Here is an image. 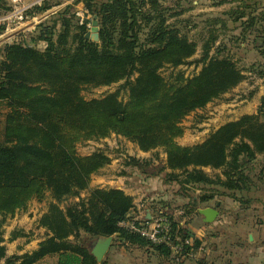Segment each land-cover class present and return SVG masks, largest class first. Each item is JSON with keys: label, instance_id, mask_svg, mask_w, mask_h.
I'll use <instances>...</instances> for the list:
<instances>
[{"label": "trees", "instance_id": "1", "mask_svg": "<svg viewBox=\"0 0 264 264\" xmlns=\"http://www.w3.org/2000/svg\"><path fill=\"white\" fill-rule=\"evenodd\" d=\"M81 1L86 12L97 17L98 41L85 38L87 20L75 24L73 17L61 14L59 30L56 20L38 25L31 42L45 41L43 49L24 42L0 46V264H41L51 256L56 264H105L83 245V234L112 235L117 248L136 246L163 257H178L198 247V239L166 211L157 214L170 222L174 243L192 239L191 245L183 244L181 254L172 255L168 245L153 243L121 225L149 220L132 216L133 197L122 189L88 188L90 174L109 159L102 151L76 154L74 143L82 135L100 138L114 132L143 151L162 146L166 154L162 169L169 170L165 175L185 189L202 187L192 199L194 205L222 195L247 209L251 192L264 180V170H255L258 156L264 154V120L260 119L264 96L257 113L224 123L201 143H174L182 133L178 122L184 116L244 79L229 57L210 55L216 34L210 32L200 57L192 61L196 45L169 22L172 14L163 0ZM259 3L239 0L227 15L239 23L242 34L255 33L254 37L264 39V6ZM49 7L42 4L35 11ZM191 62L201 64L192 77L178 70L167 81L158 71L166 64L173 69ZM117 82H121L118 89L103 96L85 99L81 95L86 86ZM121 90L127 91L125 101L119 97ZM204 167L220 169V174L211 176ZM83 190L87 193L81 197ZM69 197L78 201L61 207ZM32 199H49L37 221L45 237L31 251L8 255L2 224ZM19 235L24 234L13 232L10 240Z\"/></svg>", "mask_w": 264, "mask_h": 264}, {"label": "rangeland", "instance_id": "2", "mask_svg": "<svg viewBox=\"0 0 264 264\" xmlns=\"http://www.w3.org/2000/svg\"><path fill=\"white\" fill-rule=\"evenodd\" d=\"M253 1L260 2L259 5L264 6V0H250V2ZM238 3L239 0H163L164 6L170 8L169 14H172L169 16V22L175 23L181 33L196 45V51L189 60L193 61L200 57L202 44L210 38V32H213L217 35V39L212 43L210 55L229 57L244 74L243 81L233 89L208 102L205 106L191 111L178 122L182 133L174 138V143L179 146L201 143L210 132L228 121L236 120L244 115L245 111L254 112L251 114L257 113L261 98L264 96V39L259 36L254 37L255 33L242 34L243 29L239 23L232 21L233 19L227 15ZM42 4H49L50 7L44 11H35V7ZM1 5L5 6L6 10L0 8V17L7 13L11 14L18 8L22 18L13 20L7 30L5 29L6 24L0 23V27H3L0 33V46L4 43L24 42L43 49L46 46L45 41L32 40L31 42V39L37 35L40 23L51 24L52 20H56V30H59L62 14L66 18L73 17L75 24H82L87 20V31H91L94 17L86 12L81 0H19L18 2L0 0ZM67 6L69 9L64 13ZM241 35L243 38L246 36L245 39H241ZM200 67L201 64L195 65L194 62L181 64L173 69L166 64L158 71L167 81H170L178 70L183 71L185 77H192L199 72ZM120 83L97 87L86 86L81 90V95L85 99L100 97L117 90ZM119 97L125 101L127 91L121 90ZM260 119L264 120L263 117ZM74 149L79 156L102 151L109 159L107 163L90 174L88 188H119V186L126 185L132 189L133 201L138 204L145 202L153 216L158 212L166 211L175 222L188 231L191 230V225L200 223L197 210L202 204L194 205L192 199L201 194L202 187L185 189L179 182L165 175L169 170L162 169L166 157L162 146L143 151L128 137L111 132L100 138L87 139L82 135L76 139ZM130 158L133 159L130 160ZM260 160H263L262 156H258L255 163L256 168ZM203 170L211 176L220 174V169L204 167ZM181 178L180 176L179 179ZM216 188L218 191L223 190L219 186ZM86 193L87 191L83 190L80 196L84 197ZM260 194L261 198H264V185L260 186L258 191L253 192L252 196L255 200L250 202L249 212L257 209L264 210V201L255 198H260ZM224 197L226 196H217L219 200ZM48 201L49 199L41 201L32 199L24 210H19L14 216H8L5 219L2 224L4 230L2 244L8 255L31 251L45 237V230L38 226L37 221L45 211ZM76 201L78 197H69L63 200L60 206L64 208ZM212 204L218 210L224 209L223 205L217 206L215 201ZM141 211L137 210V213L131 214L138 219H145ZM223 224L221 223L222 226ZM13 232H21L24 235L10 240ZM98 238L104 237L95 238L83 234L81 242L91 251ZM114 244L112 236L111 246L101 261L105 264H129V256L121 255V250ZM41 264H56V257H48Z\"/></svg>", "mask_w": 264, "mask_h": 264}, {"label": "crops", "instance_id": "3", "mask_svg": "<svg viewBox=\"0 0 264 264\" xmlns=\"http://www.w3.org/2000/svg\"><path fill=\"white\" fill-rule=\"evenodd\" d=\"M251 113L254 112L245 111L244 114ZM261 156L263 160H260L259 166L255 169L257 172L264 170V154ZM263 185L264 180L259 182L258 190ZM119 188L127 194H133L132 189L126 185ZM252 194L253 192L251 197H253ZM261 196L260 194V198H255L264 201ZM213 201L217 206L223 205L224 209L218 210L212 204ZM201 204V208L207 206L216 208L218 215L217 220L205 223L202 215L199 214L200 223L190 226L191 237L200 242L198 247L178 257L159 256L154 251H146L136 246H130L127 249L118 247L121 255L129 256V264H264V210L257 209L249 212L250 207L244 209L228 196L222 200L215 197ZM137 210H142L141 213H144L148 220L152 216L145 202L141 204L134 202L132 213L135 214ZM221 223H224L223 226ZM171 254L176 255L172 252Z\"/></svg>", "mask_w": 264, "mask_h": 264}, {"label": "built area", "instance_id": "4", "mask_svg": "<svg viewBox=\"0 0 264 264\" xmlns=\"http://www.w3.org/2000/svg\"><path fill=\"white\" fill-rule=\"evenodd\" d=\"M18 2L19 0H12ZM22 16L19 13L18 8L16 11L9 14H5L0 17V23L6 24L5 29L7 30L12 24L13 20L21 19ZM20 43V42H16ZM22 43V42H21ZM145 219L146 216H145ZM121 225L127 226L129 229L139 233L141 236L149 239L153 243H164L169 246L170 250L174 254H181L183 249V244L191 245V239L186 238L183 242L174 243V238L172 237L170 222L167 217L161 214H155L150 216V219L145 224H134L133 222H121Z\"/></svg>", "mask_w": 264, "mask_h": 264}, {"label": "water", "instance_id": "5", "mask_svg": "<svg viewBox=\"0 0 264 264\" xmlns=\"http://www.w3.org/2000/svg\"><path fill=\"white\" fill-rule=\"evenodd\" d=\"M92 27L91 31H87L85 33V38L98 41L99 39V28H98V20L97 17L94 16L92 20ZM198 213L202 215V219L205 223H211L213 222L217 215H218V210L214 207H204V208H199ZM112 243V236H107L104 238H98L95 241L94 246L92 247L90 253L95 257L97 262H100L103 255L108 251Z\"/></svg>", "mask_w": 264, "mask_h": 264}]
</instances>
